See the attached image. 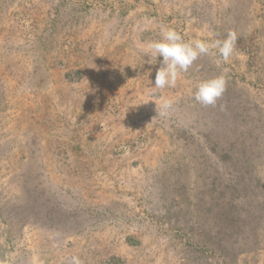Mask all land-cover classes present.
<instances>
[{"label":"rangeland","instance_id":"374dc122","mask_svg":"<svg viewBox=\"0 0 264 264\" xmlns=\"http://www.w3.org/2000/svg\"><path fill=\"white\" fill-rule=\"evenodd\" d=\"M162 26L235 54L155 89ZM73 256L264 264V0H0V262Z\"/></svg>","mask_w":264,"mask_h":264},{"label":"clouds","instance_id":"9594fccd","mask_svg":"<svg viewBox=\"0 0 264 264\" xmlns=\"http://www.w3.org/2000/svg\"><path fill=\"white\" fill-rule=\"evenodd\" d=\"M214 35L209 32L208 39L195 38L185 41L175 29L162 26L160 39L148 45L151 53L148 64H151L154 58H162L155 74V89L175 87L178 78L187 73L201 56H218L215 60L217 65L227 64L235 54L238 34L235 30H229L223 39L214 38ZM226 71L225 69L220 75L198 82L194 92L196 103L205 107L217 105L226 91ZM161 107L165 111L157 114L164 115L166 110L172 107V102L166 100ZM70 264H82V261L79 256H73Z\"/></svg>","mask_w":264,"mask_h":264}]
</instances>
